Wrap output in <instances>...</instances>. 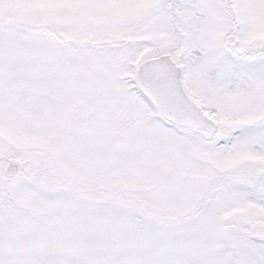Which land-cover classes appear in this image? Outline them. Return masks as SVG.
<instances>
[{
    "label": "snow or ice",
    "instance_id": "snow-or-ice-1",
    "mask_svg": "<svg viewBox=\"0 0 264 264\" xmlns=\"http://www.w3.org/2000/svg\"><path fill=\"white\" fill-rule=\"evenodd\" d=\"M0 264H264V0H0Z\"/></svg>",
    "mask_w": 264,
    "mask_h": 264
}]
</instances>
